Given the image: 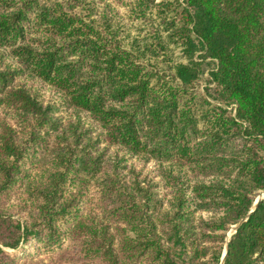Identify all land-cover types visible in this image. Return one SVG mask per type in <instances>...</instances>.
Returning <instances> with one entry per match:
<instances>
[{"label": "trees", "instance_id": "obj_1", "mask_svg": "<svg viewBox=\"0 0 264 264\" xmlns=\"http://www.w3.org/2000/svg\"><path fill=\"white\" fill-rule=\"evenodd\" d=\"M262 191L264 0H0V264H264Z\"/></svg>", "mask_w": 264, "mask_h": 264}, {"label": "rangeland", "instance_id": "obj_2", "mask_svg": "<svg viewBox=\"0 0 264 264\" xmlns=\"http://www.w3.org/2000/svg\"><path fill=\"white\" fill-rule=\"evenodd\" d=\"M160 1V0H159ZM171 49H173V54H174V58H177V60H179V61H181V60H183V58H181L182 57V55H181V51H180V49H177L175 46H173L172 45V47H171ZM145 62H147L148 63V59L146 58V60H145ZM151 63H153V64H156V65H158L159 67H161L158 63H157V61H155V60H151ZM162 67H163V65H162ZM206 67V66H205ZM207 76H208V71H205L204 73H203V75L201 76V78H200V81H199V83H200V85H202V86H204L205 85V79L207 78ZM39 86V85H38ZM41 88H42V94H44L45 96L44 97H46L47 99H54L55 100V98L57 97L56 96V93L54 92V91H52V90H50L49 88H43L42 86H41ZM57 112V114L56 115H65V113H64V111L63 110H56ZM260 197H264V191H262V192H260V194H259V196L257 197V199H256V201H258V199L260 198ZM264 199V198H263ZM255 201V202H256ZM255 204V203H254ZM253 208V207H252ZM14 218H24V214L21 216V215H14ZM235 226V225H234ZM234 226H232L231 227V229L227 232V239L229 240L230 238H231V236L233 235V234H235V231H233V227ZM225 250H226V246H225V249H224V252H223V255H224V253H225ZM12 253H14L15 251H11ZM18 252V251H17ZM16 253V252H15ZM223 259V258H222ZM222 263H224L222 260H221V264Z\"/></svg>", "mask_w": 264, "mask_h": 264}, {"label": "water", "instance_id": "obj_3", "mask_svg": "<svg viewBox=\"0 0 264 264\" xmlns=\"http://www.w3.org/2000/svg\"><path fill=\"white\" fill-rule=\"evenodd\" d=\"M263 198H264V197H260V198L258 199V201L255 202V204H254L253 208L251 209L249 215H250L251 213L254 212V210H255L256 207L258 206L259 202H260ZM249 215H248V216H249ZM248 216H247V218H248ZM247 218L244 219L243 221L239 222L237 225H235V226L233 227V231L236 232V231L241 227V225L247 220ZM227 251H228V247L226 246V250H225V253H224V255H223V259H222L223 262H224V260H225V257H226V254H227ZM222 264H223V263H222Z\"/></svg>", "mask_w": 264, "mask_h": 264}]
</instances>
